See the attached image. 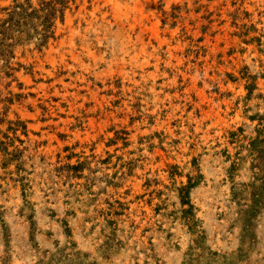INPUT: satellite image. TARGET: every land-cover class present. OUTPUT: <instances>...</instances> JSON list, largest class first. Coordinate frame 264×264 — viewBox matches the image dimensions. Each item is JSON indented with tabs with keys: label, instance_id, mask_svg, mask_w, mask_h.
Returning a JSON list of instances; mask_svg holds the SVG:
<instances>
[{
	"label": "rangeland",
	"instance_id": "1",
	"mask_svg": "<svg viewBox=\"0 0 264 264\" xmlns=\"http://www.w3.org/2000/svg\"><path fill=\"white\" fill-rule=\"evenodd\" d=\"M0 264H264V0H0Z\"/></svg>",
	"mask_w": 264,
	"mask_h": 264
},
{
	"label": "bare ground",
	"instance_id": "2",
	"mask_svg": "<svg viewBox=\"0 0 264 264\" xmlns=\"http://www.w3.org/2000/svg\"><path fill=\"white\" fill-rule=\"evenodd\" d=\"M114 9V8H113ZM127 9V8H126ZM106 10V9H105ZM121 10V9H120ZM156 17V16H155ZM136 18V17H135ZM138 18H139V16H138ZM120 19H122V17L120 18ZM136 20V19H135ZM141 21H142V19H141ZM126 23V22H125ZM130 23V22H129ZM125 26V25H124ZM134 29V28H133ZM139 33V32H138ZM128 34V33H127ZM141 34V33H140ZM138 36H139V34H138ZM141 38V37H140ZM143 38V37H142ZM141 38V39H142ZM132 40V39H131ZM122 41V40H121ZM143 41V40H142ZM133 42V41H132ZM144 42V41H143ZM143 42H141V43H143ZM124 43V42H123ZM123 49V48H122ZM144 50V49H143ZM36 53V52H35ZM127 54V53H126Z\"/></svg>",
	"mask_w": 264,
	"mask_h": 264
}]
</instances>
